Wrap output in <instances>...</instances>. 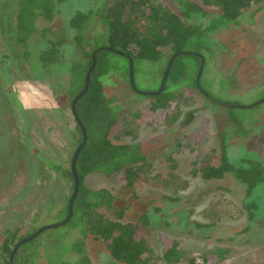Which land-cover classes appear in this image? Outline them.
I'll list each match as a JSON object with an SVG mask.
<instances>
[{
	"label": "rangeland",
	"instance_id": "rangeland-1",
	"mask_svg": "<svg viewBox=\"0 0 264 264\" xmlns=\"http://www.w3.org/2000/svg\"><path fill=\"white\" fill-rule=\"evenodd\" d=\"M52 1L53 19L36 17L38 31L23 45L17 41L18 0H0V264L10 258L2 248L6 231L18 229V236L26 237L64 220L73 192V179L50 167L70 169L77 147L71 139L77 122L66 86L71 60L82 52L72 40L70 19L105 0ZM154 1L173 5L172 0ZM258 5L244 10L238 22L209 34L214 46L207 51L200 87L216 100L247 106L264 99V8L253 14ZM206 9L208 17L219 13ZM208 17L196 21L206 23ZM99 26L94 15L92 34ZM61 38L67 39L61 60L42 65L40 50L48 47V40ZM170 55L165 47L158 62L135 61V90L127 57L105 55L114 66L102 77L105 91L121 112L109 137L114 143H141L147 159L135 167L138 179L133 186L122 171L89 173L84 184L116 197L111 208L98 210L110 219L139 225L152 249L150 264H168L163 256L174 243L180 260L172 264H187L192 257L198 264H264V183L250 197L246 186L229 174L212 179L202 175V167L219 164L223 144L234 161L247 153L264 159V101L234 108L217 103L194 81L182 82L189 74L197 79L199 69L194 57L184 56L189 67L179 76L181 82L171 84H180L172 89L176 112H152L153 98L141 93L159 91ZM237 119H242L244 131L233 121ZM252 202L253 212L247 207ZM82 236L66 225L48 229L23 249L20 262L51 264L53 256L75 260L78 252L61 249ZM84 242L94 264H123L92 234Z\"/></svg>",
	"mask_w": 264,
	"mask_h": 264
},
{
	"label": "trees",
	"instance_id": "trees-1",
	"mask_svg": "<svg viewBox=\"0 0 264 264\" xmlns=\"http://www.w3.org/2000/svg\"><path fill=\"white\" fill-rule=\"evenodd\" d=\"M63 1L65 0H57L59 3ZM172 1L173 5L168 6L154 0H105L97 9L79 10L70 19V26L75 31L72 40L76 48L82 52V56L71 60V78L66 86L71 102L84 87L85 76L92 64V54L96 49L107 46L122 53L107 49L97 52L96 66L90 77L89 88L76 103V112L86 130L87 140L78 155L76 164L80 186L73 214L63 225L69 229H79L83 236L68 247L61 249L62 253L67 250L78 252L77 259L69 260L53 256L50 258L51 264H94L85 249L84 238L89 234H92L96 240L103 241L111 257L123 264H150L152 257V249L147 239L139 233L141 229L137 223L113 220L105 217L98 210L103 205L111 208L116 197L106 189L93 190L84 184V179L89 173L101 172L111 175L122 171L127 184L133 186L138 179L135 167L147 159L141 143H114L109 137L121 112L117 106L112 104L114 99L105 91L102 77L114 68L109 64L113 59L105 55L107 53L124 55L128 61L130 57L133 58L135 71V61L137 63L141 60L158 62L163 56L165 47L171 49V55L165 66L176 53L195 52L194 54H178L173 60L164 89L159 93H148L153 98L152 112L160 109L171 114L176 109V94L172 89L180 85L173 87L171 84L178 82L181 73L189 67L182 57H194L198 68L204 57L203 71L207 70V51L212 52L214 46L209 36L210 32L220 26L238 22L244 10L254 5L259 4L253 14L264 8V0ZM17 5V41L25 45L27 39L38 31V26L34 22L35 18L42 16L53 19L55 7L52 0H18ZM206 8H215L219 10V13L215 17H208L210 12ZM94 15L100 21V26L92 34L90 22ZM195 16L208 17V21L206 23L196 21ZM66 40V38L48 40V47L40 50L38 55L42 65L56 64L61 60L62 48ZM192 76L194 79H190ZM202 77L205 78L203 73L199 82ZM192 81L198 90L205 94V88L202 91L197 86L196 75L189 74L182 80L183 83L188 84ZM129 83L131 84L130 78ZM187 115L189 117L187 120H189L192 112ZM233 121L239 131H244L242 119ZM71 139L75 145L83 140V131L78 122ZM223 148L219 164L202 167V175L207 179H212L222 178L229 174L246 186V191L251 197L253 192L264 183V159L256 154L247 153L234 161L225 151L224 144ZM50 167L73 179L71 168L65 169L58 164H51ZM253 203L255 202L247 204L251 212L254 208ZM65 212L67 214V207ZM118 215L120 218L123 217V211L120 210ZM262 220L264 223V215ZM18 232V229H15L5 233L6 239L2 248L8 256L16 243L23 238L18 236ZM42 233L21 245L19 250L22 249V251L16 253L15 264H21L20 257L24 253L23 249L35 243ZM176 250L177 243H174L163 256L164 261L172 264L174 260H180V255ZM7 263L10 264L9 259ZM187 264H197L196 259L190 258Z\"/></svg>",
	"mask_w": 264,
	"mask_h": 264
},
{
	"label": "water",
	"instance_id": "water-1",
	"mask_svg": "<svg viewBox=\"0 0 264 264\" xmlns=\"http://www.w3.org/2000/svg\"><path fill=\"white\" fill-rule=\"evenodd\" d=\"M102 49H107L109 51H114L116 53H122L121 51L117 50V49H114V48H111V47H107V46H102V47H99L98 49H96L93 54H92V64L91 66L89 67L87 73H86V76H85V83H84V87L83 89L73 98L72 102H71V108H72V113L75 117V120L76 122H78L80 125H81V128H82V131H83V140L77 145V147L75 148V151L73 153V156H72V159H71V170H72V173H73V192L70 196V199H69V202H68V206H67V215L65 217L64 220L62 221H59V222H56V223H51V224H47V225H44L43 227L39 228L36 232H34L32 235H29V236H26V237H23L22 239H20L16 245L14 246L11 254H10V264H15L14 263V258H15V255L16 253L19 251L21 245H23L24 243L26 242H29L31 240H33L34 238H36L40 233L48 230V229H52V228H55V227H58V226H61L63 224H65L72 216L73 214V209H74V204H75V200H76V197H77V194H78V191H79V186H80V179H79V175H78V172H77V168H76V164H77V159H78V155L79 153L81 152L82 148L84 147V144L87 140V133H86V130L84 128V126L82 125L80 119H79V116L76 112V103L78 102V100L87 92L88 88H89V85H90V77H91V74L96 66V54L98 51L102 50ZM195 52H192V51H182L180 53H176L173 55L171 61L169 62V64L167 65L166 69H165V72L163 74V78H162V81H161V86H160V89L158 92H155V93H159L161 92L164 87H165V84H166V81L168 79V76H169V73H170V70H171V66H172V63H173V60L174 58L178 55V54H194ZM204 66H205V58L202 57L201 59V64H200V67H199V70H198V75H197V83H198V86L199 88L204 91L201 87H200V82H199V79L203 73V70H204ZM129 75H130V81H131V85L134 89L135 88V82H134V60L133 58H129ZM146 94L150 93V92H144ZM209 97L216 101L217 103L219 104H222V105H225V106H228V107H240L241 105H238V104H232V103H228V102H222V101H219V100H216L214 97L210 96ZM264 99L254 103V104H250V105H247V106H241V107H252L254 105H257L261 102H263ZM198 264V263H197Z\"/></svg>",
	"mask_w": 264,
	"mask_h": 264
},
{
	"label": "flooded vegetation",
	"instance_id": "flooded-vegetation-1",
	"mask_svg": "<svg viewBox=\"0 0 264 264\" xmlns=\"http://www.w3.org/2000/svg\"><path fill=\"white\" fill-rule=\"evenodd\" d=\"M205 95H206L207 97H209V94H206V93H205ZM209 98H210V97H209ZM210 99H211V98H210Z\"/></svg>",
	"mask_w": 264,
	"mask_h": 264
}]
</instances>
